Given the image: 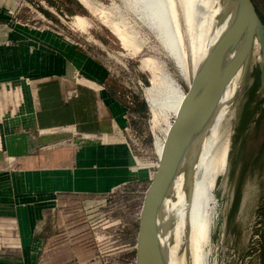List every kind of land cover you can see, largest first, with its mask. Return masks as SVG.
Wrapping results in <instances>:
<instances>
[{
  "label": "rangeland",
  "instance_id": "rangeland-1",
  "mask_svg": "<svg viewBox=\"0 0 264 264\" xmlns=\"http://www.w3.org/2000/svg\"><path fill=\"white\" fill-rule=\"evenodd\" d=\"M94 1L103 2L109 8L111 20H115L130 36L131 42L128 45L112 32L110 25L103 24L100 16L95 15L92 9L84 6L80 0H0V33L6 37V41L0 43V48L4 45L19 48L26 37H31L38 43L36 46H42L47 50V54L54 53L59 56L61 65L67 67L75 78L91 80L87 76L89 64L95 68L101 67L111 78L118 81L122 90L120 96L125 99V103H128L126 95L129 91L137 101H143L146 105L143 115L138 113L139 119L134 122L135 128L143 138L144 148L136 151V157L132 154L131 180L106 196H63L55 211L46 212L45 218L39 223L38 232H46L48 236H53L48 249L41 256L40 264H133L138 230L135 213L137 202L145 186L146 167L157 153L154 150V136L155 140L159 137L165 142L167 132L176 117L167 110L152 112L145 97V89L152 84L153 73L156 70L162 79L171 78L189 93V86L183 77L178 56L170 52L147 22L135 11L127 9L121 0ZM202 1L205 4L206 0ZM254 3L264 21V0H254ZM182 6L181 1L176 0L182 30L181 49L184 55L186 54L188 72L192 74L191 47L202 35L200 31L198 37H191ZM78 16L85 19V24L82 25L84 28L77 24ZM53 31L55 37L61 40V43L67 44L68 48L56 47L52 45L50 39L43 37ZM258 62L260 61L251 62L242 95L236 98L233 109L231 108V113L229 112L231 115L227 121L228 129L222 134V139L230 135L228 165L216 180L215 218L210 237L202 249L205 264H263L259 250L264 240L263 168L258 177L259 184L261 183L259 187L255 185L254 172L248 169L241 171L240 165H233L234 160L239 162L240 157L247 153L246 150L251 144L249 138L252 128L248 127L243 131L244 137L236 138L235 148L233 145L236 135L235 126L244 100L250 94L253 101L258 97L260 87ZM2 66L5 67V63ZM8 74L0 70V79L3 75L11 76ZM144 78L148 80L147 83ZM139 80L144 82V90L139 88ZM6 87V84L0 86L2 94V88L6 89ZM4 102L2 95L1 107L4 106ZM251 110L250 116L256 113L253 105ZM12 125H15L14 134H18L19 127L15 123ZM0 131H2L1 122ZM54 138L61 143L59 145L61 147L75 144L74 133L68 130L45 133L29 141L35 146L36 141L40 139L47 145ZM8 142L11 141L0 137V164L3 168L0 170V197L10 193L5 185L7 175L12 178L13 173L16 174L15 169L21 166L24 156L18 139H14L10 145ZM127 143L129 146L128 140ZM35 148L29 147L27 155L32 156ZM12 205L17 206L19 203H0V259L2 260L13 256L20 260L23 258L20 255L23 253L21 238L14 234L19 225L11 220L17 219L18 216L11 215ZM36 213L37 211H30L29 216H34ZM33 221V217L29 218V224ZM176 240L177 236L172 251L176 247ZM182 249H180L181 253L184 251ZM182 264H192L188 251L185 252Z\"/></svg>",
  "mask_w": 264,
  "mask_h": 264
},
{
  "label": "crops",
  "instance_id": "crops-1",
  "mask_svg": "<svg viewBox=\"0 0 264 264\" xmlns=\"http://www.w3.org/2000/svg\"><path fill=\"white\" fill-rule=\"evenodd\" d=\"M43 37L56 47L68 48L55 37L54 31ZM5 38L0 33V43ZM37 44L26 37L19 48H0V70L11 75L0 79L1 87L7 85L2 88L3 94L0 92L5 99L4 106H0V135L11 142L18 139L24 155L16 174L12 178L7 175L5 185L10 193L0 197V203H19L10 210L11 215H18L11 220L19 225L14 234L21 238L20 255L24 259L7 257L0 259V264H40L53 237L38 232L46 212H54L67 194L109 193L133 175V157L125 130L129 111L119 85L107 71L92 64L87 69L91 80L75 78L61 65L59 56L47 54ZM4 63L7 69L2 66ZM14 123L19 127L16 135ZM58 130L74 133L75 144L61 147L57 138L47 145L40 139L35 146L29 141ZM93 134L100 138H85ZM29 147H36L32 156L27 155ZM30 211L37 213L29 216ZM32 217L34 221L29 224Z\"/></svg>",
  "mask_w": 264,
  "mask_h": 264
},
{
  "label": "bare ground",
  "instance_id": "bare-ground-1",
  "mask_svg": "<svg viewBox=\"0 0 264 264\" xmlns=\"http://www.w3.org/2000/svg\"><path fill=\"white\" fill-rule=\"evenodd\" d=\"M80 1L84 6L92 9L95 15H99L103 24L110 25L112 32L118 35L124 44L128 45L131 42L128 33L115 20H111L109 8L103 2ZM121 1L127 9L135 11L147 22L156 31L170 52L178 56L183 77L189 86L193 82V76L200 61L213 48L222 31L221 29L224 28L223 24L218 28L213 38L208 39L216 0H206L205 4L202 0H180L183 4L182 7L191 37H198L200 31L202 35L196 43L191 44L192 74L188 72L186 54L184 55L181 49L182 30L179 23V13L176 9V0ZM217 7L222 10V2H218ZM77 24L82 28L85 19L78 16ZM258 51V44L256 43L252 61L260 60ZM229 75L228 73L220 74L207 95L206 101L212 105L210 108L212 109L211 121L203 132L195 136L185 171L176 181L174 193L167 199L163 217L160 219L162 240L166 245H168L169 238L171 242L169 246L170 264H182L187 251L192 264L206 263L202 249L204 243L210 237L215 218L216 200L214 191L216 180L219 174L227 168L229 157L230 135H226L228 138L222 139V134L228 129L227 121L229 115H231L229 112L231 113L230 110L234 106L233 101L240 82L241 71L232 75L227 81L226 78ZM166 78L162 79L154 70L152 84L146 87L145 97L152 112L157 113V111L167 110L168 113L171 112L176 116L183 100L188 96V92L179 83L169 77ZM154 145L155 151L160 155L164 142L157 137ZM176 236V247L172 251ZM180 249L184 251L181 253Z\"/></svg>",
  "mask_w": 264,
  "mask_h": 264
},
{
  "label": "water",
  "instance_id": "water-1",
  "mask_svg": "<svg viewBox=\"0 0 264 264\" xmlns=\"http://www.w3.org/2000/svg\"><path fill=\"white\" fill-rule=\"evenodd\" d=\"M218 2H222V10L217 7ZM215 3L208 39L211 40L223 24L224 28L213 48L200 61L188 96L167 132L161 154L155 152L156 157L150 160L144 173L145 186L135 213L138 230L133 264H170L171 242L169 238L166 245L162 240L160 219L167 199L174 193L176 181L185 171L195 136L211 121L212 105L206 101L207 95L220 74H230L228 81L241 71L234 104L246 84L256 43L260 54L259 98L264 99V21L254 0H216ZM215 57L218 58L215 60Z\"/></svg>",
  "mask_w": 264,
  "mask_h": 264
},
{
  "label": "flooded vegetation",
  "instance_id": "flooded-vegetation-1",
  "mask_svg": "<svg viewBox=\"0 0 264 264\" xmlns=\"http://www.w3.org/2000/svg\"><path fill=\"white\" fill-rule=\"evenodd\" d=\"M251 105L255 108V114L251 115ZM236 135L234 136V148L236 147V138H240L244 135V130L248 127L252 128L251 136L249 138L250 146L246 150L247 153L240 157L238 160H234L233 165H240L241 171L254 172V181L255 185L261 187V183L259 184L258 177L261 174L262 168L264 172V99L261 100L258 97L253 101L252 95H248V97L243 102V107L239 111L237 122H236ZM244 137V136H243ZM260 141V142H259ZM261 147V148H260ZM238 162V164H236ZM263 164V165H262ZM263 166V167H261ZM262 209H264V204L262 205ZM264 225V218H262ZM261 255L264 250V240L261 244Z\"/></svg>",
  "mask_w": 264,
  "mask_h": 264
},
{
  "label": "built area",
  "instance_id": "built-area-1",
  "mask_svg": "<svg viewBox=\"0 0 264 264\" xmlns=\"http://www.w3.org/2000/svg\"><path fill=\"white\" fill-rule=\"evenodd\" d=\"M58 33V32H57ZM119 76V74H117ZM138 85L140 89H145L144 87V82L142 80L138 81ZM130 88V87H129ZM126 90V88H125ZM124 90V91H125ZM128 98V103H127V107H128V111H129V125L126 127V132L128 135V141H129V148L131 153L136 157V151L138 149H143L144 147V143H143V138L139 135L138 129L135 128V124L134 122H137L136 120L139 119V115L137 113L133 112V109L137 106V100L135 99V97L133 96V93L128 91V94L126 95ZM85 138H93V139H99L100 137L97 136V134H93L91 136H85ZM126 184V183H124ZM122 184V185H124ZM122 185L114 188L111 192L109 193H105V194H78V193H72V194H67V195H83V196H94V195H109L110 193L116 191L119 187H121ZM66 195V196H67Z\"/></svg>",
  "mask_w": 264,
  "mask_h": 264
},
{
  "label": "trees",
  "instance_id": "trees-1",
  "mask_svg": "<svg viewBox=\"0 0 264 264\" xmlns=\"http://www.w3.org/2000/svg\"><path fill=\"white\" fill-rule=\"evenodd\" d=\"M146 83L148 82V80L146 78H144ZM112 80L114 81V83H116L117 85H119L118 81L115 78H112ZM121 90V88H120ZM119 90V91H120ZM123 99V98H122ZM125 102V99H123ZM127 105V103H125ZM146 105L145 102L143 101H137V106L133 109L134 113H139V115H143V112L145 111ZM142 111V112H140ZM262 260H263V264H264V250H263V254H262Z\"/></svg>",
  "mask_w": 264,
  "mask_h": 264
}]
</instances>
